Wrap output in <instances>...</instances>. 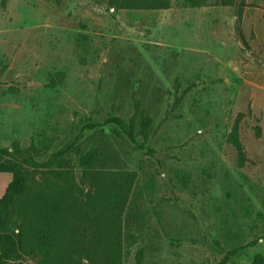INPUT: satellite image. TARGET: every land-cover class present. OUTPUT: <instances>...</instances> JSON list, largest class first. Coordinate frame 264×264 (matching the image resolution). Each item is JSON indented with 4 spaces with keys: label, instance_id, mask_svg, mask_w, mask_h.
<instances>
[{
    "label": "rangeland",
    "instance_id": "obj_1",
    "mask_svg": "<svg viewBox=\"0 0 264 264\" xmlns=\"http://www.w3.org/2000/svg\"><path fill=\"white\" fill-rule=\"evenodd\" d=\"M168 1L115 10L106 0H0V149L35 162L22 161L28 182L52 196L66 184L53 170L88 191L80 160L91 152L92 170L135 172L121 264L140 252L141 264H255L264 258V0ZM111 116L146 148L105 123ZM239 116L243 167L228 142ZM11 179L0 173V197Z\"/></svg>",
    "mask_w": 264,
    "mask_h": 264
},
{
    "label": "trees",
    "instance_id": "obj_2",
    "mask_svg": "<svg viewBox=\"0 0 264 264\" xmlns=\"http://www.w3.org/2000/svg\"><path fill=\"white\" fill-rule=\"evenodd\" d=\"M106 1L108 8L115 10L170 8L168 0ZM184 1L191 7L204 6L199 0ZM235 33L241 47L251 52L240 16L235 21ZM239 121L240 116L231 128L228 142L237 152L238 166L243 167L247 157L239 138ZM105 123L122 128L140 149L146 148L138 144L129 130L131 126L122 118L111 116ZM150 124V118L143 122L145 132ZM256 130L259 137L260 128ZM94 160L92 152L80 160L82 182H89L86 193L73 182L72 172L53 170L52 174L66 184L52 196L46 191L47 184L35 183L33 187L29 184L28 174L21 164L23 161L35 167V162L18 158L8 148L0 149V173L12 176L0 197V264H21L26 257H40L41 264H121L122 217L136 174L92 170ZM254 245L255 242H251L236 251ZM141 260L142 252L137 264H141ZM255 264H264V258L257 256Z\"/></svg>",
    "mask_w": 264,
    "mask_h": 264
}]
</instances>
